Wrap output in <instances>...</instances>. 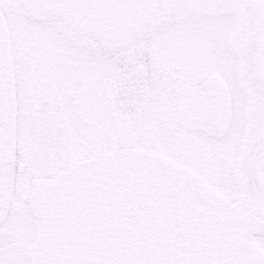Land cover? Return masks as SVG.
<instances>
[{
    "label": "snow or ice",
    "instance_id": "6c2138e0",
    "mask_svg": "<svg viewBox=\"0 0 264 264\" xmlns=\"http://www.w3.org/2000/svg\"><path fill=\"white\" fill-rule=\"evenodd\" d=\"M0 264H264V0H0Z\"/></svg>",
    "mask_w": 264,
    "mask_h": 264
}]
</instances>
